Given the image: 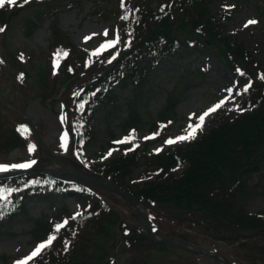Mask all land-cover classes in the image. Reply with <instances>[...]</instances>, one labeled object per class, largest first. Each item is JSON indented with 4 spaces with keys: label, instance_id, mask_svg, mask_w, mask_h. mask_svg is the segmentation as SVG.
I'll return each instance as SVG.
<instances>
[{
    "label": "trees",
    "instance_id": "trees-1",
    "mask_svg": "<svg viewBox=\"0 0 264 264\" xmlns=\"http://www.w3.org/2000/svg\"><path fill=\"white\" fill-rule=\"evenodd\" d=\"M78 1L45 2L38 5L37 14L50 13L54 16L55 7L75 6ZM205 1L173 0L169 8L167 1L165 11L158 13L161 0H125L123 3L121 0H103L97 14L105 20H111L114 16L122 20V47L126 49L124 56L111 64L109 71L108 67H104L101 71H95L93 76L97 73L112 75L122 86L130 82L139 95L144 89L149 69L173 54L177 44L186 45L190 41L209 47L219 58H224L232 69H239L244 76L250 77V54L233 38L223 37L219 28L207 17ZM131 4L134 6L132 17L129 13L121 16L123 8ZM3 12H0V21L7 18ZM67 60L68 64H72L75 58ZM85 72L91 74L92 69L88 68ZM81 77L75 71L69 74L65 68L56 81H42V87L46 91V85L51 87L59 82L65 88L64 96L60 99L66 98L68 102L71 84L79 83ZM252 77L248 92L251 98L248 101L253 110L231 122L210 128L196 142L172 147L163 155L154 157L151 164L163 169L154 176V181L144 179L142 187L135 185L134 191L126 185L131 174L128 169L136 160V154L133 153L108 162L101 173L127 188L144 203L155 202L159 207L168 208L182 216L191 215L193 219L207 224H228L238 232H264V216L250 215L244 205L249 195L256 190L253 178L264 177V80L254 73ZM138 95H134L130 102L137 100ZM78 102H81L80 97L72 98L70 105L73 103L72 114L81 126V120L86 121V114L93 105L86 104L81 109ZM165 117L168 116L159 119ZM131 118L132 115L126 122ZM1 123L0 119V149L20 145L15 131L7 126L2 128ZM177 164H186L178 176L169 171ZM123 221L119 212L97 199L84 218L69 219L66 227L58 232L55 245L43 254L40 261L31 264H109L105 260L110 249L118 246L123 239L132 246L145 245L148 248L152 245L139 229L130 226L128 238L122 237ZM125 226L128 227L127 223ZM40 228L42 233H46L44 225ZM54 232L57 236V231ZM250 241L252 243L242 244L250 252L248 257H252L254 263L264 262V237L259 236ZM136 264H144V261L138 259Z\"/></svg>",
    "mask_w": 264,
    "mask_h": 264
},
{
    "label": "rangeland",
    "instance_id": "rangeland-1",
    "mask_svg": "<svg viewBox=\"0 0 264 264\" xmlns=\"http://www.w3.org/2000/svg\"><path fill=\"white\" fill-rule=\"evenodd\" d=\"M20 1L23 0H16V2ZM99 1L101 0H80V7L67 9L58 14L57 23L54 24L50 20L51 23L49 19L35 21L38 26L36 28L31 25L29 27L27 23L29 18H34L32 11L18 10L16 5H11L14 11L13 17L10 19L9 29L0 35V111L9 125L22 120H29L33 125H37L42 134L41 146L43 151L67 153L70 144L69 137L67 142L60 139L61 135L64 137L62 134L64 129H68L69 126V122L64 116V107L57 101L62 90L58 86L46 85L48 87L46 92L50 94L51 99H43L40 96V91L43 88H38L36 82L38 76L32 74L33 68L28 66L29 63L24 66H20V64L28 62V58L31 56L36 64L35 67L40 66L42 71L46 69L44 62L48 57L54 31L57 33L63 31L69 34L70 40L78 48H95L99 42L98 38L108 32L107 22L93 15L94 6ZM224 4L231 6L236 4L238 7L232 11L227 20H221L224 30L227 33L236 34L239 41L252 53L254 61L264 67V0H211L209 4L211 15L218 18L222 13V5ZM7 5L6 3L4 6ZM249 20H257L258 24L245 27ZM86 37L89 38V41H84ZM179 51V58L163 63L150 72L147 83L135 102L134 110H129L125 104L126 100L131 97L129 88L125 90L118 88L115 91L117 99L114 105L96 112L95 137L86 148L87 157L94 164H101L118 152V150H114L109 155L107 150L110 141L126 138L122 122L131 115L132 117L138 116L142 124L137 133L140 140L150 134L149 124L151 122L164 116L170 118L163 136L151 146L152 152L156 153L165 149L164 141L166 138L175 139L178 135H185L184 129L188 123L197 122L199 114L213 106L214 102L219 99L229 96L227 102L219 109L221 111L216 110L207 119L203 127L196 132L195 138L208 128L230 119L237 111H240L243 104L242 86L240 78L236 74L226 69L222 62L209 50L189 48ZM24 69L28 71L29 78L24 81L23 86H19L13 75ZM195 69H201L204 74L199 77L187 75V70L194 71ZM40 77L44 80L43 73ZM173 91L175 92L173 93ZM190 116L192 117L191 121L189 120ZM125 123L127 122L125 121ZM189 140L178 141L177 143ZM66 157L70 158L68 155ZM38 158V155L32 154L31 151L28 153L13 151L5 154V156H0V165L5 164V162L10 165L20 164L27 160L36 162ZM43 158L45 161L43 160L42 165L45 168L56 167L46 163L50 157L47 156L46 158L43 155ZM59 166L64 168L63 173L66 171L77 172L68 163L62 162ZM138 173L139 170L135 172L134 176H137ZM257 180L258 178H255L253 181L256 182ZM96 188L101 190L98 186ZM103 193L117 207H122L121 200L115 195L108 192ZM78 202L79 197L73 193L60 195L48 193L28 199L24 213L18 214L0 225V264H3L1 259L5 256L13 258L24 256L32 245L31 231L43 220H46L45 218L52 216L53 211L62 203H67L70 210L78 211L80 209ZM244 205L247 212L251 214L264 213V179L261 180L254 193L246 199ZM161 223H164L165 229L171 226L166 220H162ZM192 234L199 241L200 246L204 245L211 250L217 248L218 253H221L222 258L228 262L250 264L244 259L235 260L233 253L238 251L233 245L226 243H222V245L216 240L214 242L206 238L197 229L192 230ZM176 252L178 253L177 257H181V259L189 257L196 261V264H216L213 260L203 256L196 257L179 250ZM170 253L175 255L173 251ZM116 254L117 264H127L125 263L128 259L127 254H122L120 251ZM155 254L156 258L159 259H171L167 252H155ZM152 260L153 264H157L158 261ZM173 263H176L175 259H172L170 264Z\"/></svg>",
    "mask_w": 264,
    "mask_h": 264
},
{
    "label": "snow or ice",
    "instance_id": "snow-or-ice-1",
    "mask_svg": "<svg viewBox=\"0 0 264 264\" xmlns=\"http://www.w3.org/2000/svg\"><path fill=\"white\" fill-rule=\"evenodd\" d=\"M23 2H24V4H27V3L30 2V0H23ZM6 3L8 5H15L16 4V0H0V7H3ZM122 18L123 19H127V17H122ZM255 23H256L255 20H249V21L246 22L245 27H247L248 25H251V24H255ZM3 31H4V28H0V32H3ZM105 35H107V32H105ZM85 39H89V38L86 37ZM117 42L118 41H116V40H112V41H109L106 46L102 45L101 47L102 48L112 47ZM96 54H99V49L97 50ZM65 55H66V53H65ZM113 58H115V57H113ZM57 66H58V63L54 59L53 68L55 69ZM262 79H264V77H262ZM244 90L247 91L248 88L246 87ZM229 91H231V89H229ZM223 103H224V101L222 100V101H220V103L216 104L214 107H211V108L207 109V111H205L203 114L199 115L198 120H197L196 123L193 124L192 122H189L187 127L184 129V131L186 133L185 135H178V136L175 137V139L170 138V139L166 140L165 143L166 144H172V143H176L178 141L194 139L197 130H199V129H201L203 127V123H204L205 117H207L209 114H211L212 112H214L218 108H220ZM80 107L82 109L83 105H81ZM189 120L190 121L192 120L191 116L189 117ZM154 135H158V133H155ZM148 138L149 137H145V139H148ZM61 139L63 140L64 137H61ZM130 139H132L131 136L130 137H126L124 140L117 141L116 143L128 142ZM31 147L32 146H29V150L30 151H31ZM157 151H159V149H157ZM110 154H111V152H109V155ZM29 166L30 165L28 163H24V164H14V165H11L10 167L11 168H27ZM8 167L9 166H6V165H0V172L7 171ZM76 215H79V213H77ZM0 216H2V213H0ZM73 219H75V216H73ZM67 223H68V221L66 220V221H64L61 224H56L55 225V230L59 231ZM54 239H55V236H49L46 242H42V243L38 244L36 246V248L26 258H24L23 260L17 261L16 264H27V261L33 260V258L36 257L45 247L50 245Z\"/></svg>",
    "mask_w": 264,
    "mask_h": 264
},
{
    "label": "water",
    "instance_id": "water-1",
    "mask_svg": "<svg viewBox=\"0 0 264 264\" xmlns=\"http://www.w3.org/2000/svg\"><path fill=\"white\" fill-rule=\"evenodd\" d=\"M113 190H115L116 192H118V193H120L122 196H124L125 198H127L135 207H137V204H136V202L132 199V198H130V197H128L127 195H125L123 192H121L120 190H118V189H116V188H113V187H111ZM137 217H138V219L140 220V222L142 223V224H144V220L141 218V216L139 215V212L137 211ZM145 227H146V225H144ZM150 237L154 240V241H157L156 239H154L151 235H150ZM158 243H160L161 245H163V246H168V245H171L170 243H171V241L170 240H168V241H163V242H159V241H157Z\"/></svg>",
    "mask_w": 264,
    "mask_h": 264
},
{
    "label": "bare ground",
    "instance_id": "bare-ground-1",
    "mask_svg": "<svg viewBox=\"0 0 264 264\" xmlns=\"http://www.w3.org/2000/svg\"><path fill=\"white\" fill-rule=\"evenodd\" d=\"M59 170V169H58ZM59 172V171H58Z\"/></svg>",
    "mask_w": 264,
    "mask_h": 264
}]
</instances>
